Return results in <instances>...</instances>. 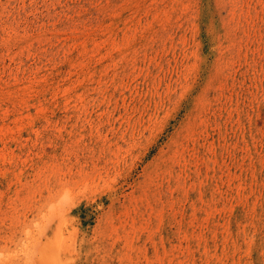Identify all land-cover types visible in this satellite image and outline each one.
I'll return each instance as SVG.
<instances>
[{"label":"rangeland","instance_id":"374dc122","mask_svg":"<svg viewBox=\"0 0 264 264\" xmlns=\"http://www.w3.org/2000/svg\"><path fill=\"white\" fill-rule=\"evenodd\" d=\"M55 192L84 264H264V0H0V264Z\"/></svg>","mask_w":264,"mask_h":264},{"label":"bare ground","instance_id":"6f19581e","mask_svg":"<svg viewBox=\"0 0 264 264\" xmlns=\"http://www.w3.org/2000/svg\"><path fill=\"white\" fill-rule=\"evenodd\" d=\"M55 194H56V192H55ZM50 196H49L50 199L47 197V199H45L44 201H41V203L37 206L38 207L37 212L39 215L40 211L48 205V208L46 207V210H48V213L46 214L47 219H46V221L41 222V224L38 225V227H39L37 229L38 231L36 233L33 232V234H32V231H30L29 228H27L28 230H26V231L23 229L25 231V235H26L24 240L22 241V242H24L23 248L26 249V250L23 249L24 250L23 255L26 258L25 264H84V262L87 261L86 260L87 257L92 252V246L90 243H88V242L86 243V241H85L86 239H84L85 236L84 237L82 236L79 239L75 235L76 233H75V230L73 228V224H71L70 220L67 217L68 216V210H66L65 209L66 207L64 208L61 205V203L59 202V201H61L60 200L61 198L60 199L57 198V194L56 195H50ZM56 199H59V200H56ZM42 216H44V215H42ZM44 220H45V218H44ZM26 222H27V220H26ZM22 223L24 224V222H22ZM8 227H10V226H8ZM19 227H21V226H18V228ZM65 230H67L68 232H67V235L64 236ZM34 231H36V230H34ZM53 231H54L53 239L50 240L48 238V235L50 232H53ZM7 233H8V231H7ZM9 234H8V236H10ZM16 234H18V233H16ZM78 235H80V234H78ZM11 237H12V235H11ZM6 238H8V237L6 236ZM12 239H13V237H12ZM9 240H11V239H9ZM12 241H15V238H14V240H11L9 242H12ZM101 255H104V253H102ZM9 256H10V253H9ZM91 257H92V255H91ZM97 257H98V254H97ZM102 257H105V256H102ZM19 259H21V258L19 257L18 260ZM93 259H95V258H93ZM5 260H6V258H5ZM1 261H2V259H1ZM13 261H14V259H13ZM91 261H93V260H91ZM5 262L7 264L10 263L9 260H7ZM5 262H4V264H5ZM21 262L22 261H20V264H21ZM1 264H2V262H1ZM14 264H16V263H14Z\"/></svg>","mask_w":264,"mask_h":264}]
</instances>
